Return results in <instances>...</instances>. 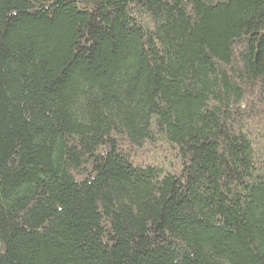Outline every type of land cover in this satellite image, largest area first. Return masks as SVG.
Returning <instances> with one entry per match:
<instances>
[{"label":"trees","instance_id":"1","mask_svg":"<svg viewBox=\"0 0 264 264\" xmlns=\"http://www.w3.org/2000/svg\"><path fill=\"white\" fill-rule=\"evenodd\" d=\"M0 264H264V0H0Z\"/></svg>","mask_w":264,"mask_h":264}]
</instances>
